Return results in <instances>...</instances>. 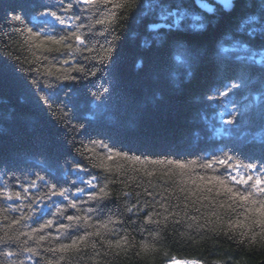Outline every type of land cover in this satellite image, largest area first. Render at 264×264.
<instances>
[{
    "label": "snow or ice",
    "instance_id": "obj_1",
    "mask_svg": "<svg viewBox=\"0 0 264 264\" xmlns=\"http://www.w3.org/2000/svg\"><path fill=\"white\" fill-rule=\"evenodd\" d=\"M237 2L55 0L39 5L43 11L30 17H9L13 31L7 39L17 35L29 54L23 61L16 57L18 70L30 88L42 93L39 99L63 128L69 152L62 165L41 168L44 175L30 170L0 182V245L6 249L0 256L18 258L7 264H121V256L146 258L160 252L170 229L173 237L189 245L212 241L216 246L223 237L238 246L264 247V157L242 158L220 149L189 160L153 158L104 139L77 143L85 125L72 123L76 117L66 102L79 82L105 71L102 66L112 61L120 39L118 28L131 13L149 21V35L141 43L150 48L168 36L206 34L211 18L233 14ZM174 47L180 50L175 60L191 76L192 52L182 43ZM216 54L223 64L241 65L237 75L206 97L223 105L228 116L224 124H234L244 113L229 95L247 86L243 69L264 70V0L258 11H242L234 26L222 32ZM65 89L61 101L59 92ZM261 147L264 151V138ZM41 203L44 207H37ZM13 243L18 245L15 251ZM164 255L165 264H228L223 259Z\"/></svg>",
    "mask_w": 264,
    "mask_h": 264
},
{
    "label": "trees",
    "instance_id": "obj_2",
    "mask_svg": "<svg viewBox=\"0 0 264 264\" xmlns=\"http://www.w3.org/2000/svg\"><path fill=\"white\" fill-rule=\"evenodd\" d=\"M54 2L0 0V36L5 37L0 40V182L8 180L12 173L21 176L30 170L44 175L41 168L51 166L54 169L57 163L62 165L69 152L63 128L39 99L42 93L30 88L18 70L20 64L16 57L23 61L29 56L28 52L18 44L17 35L10 41L7 39L13 31L9 17L16 14L30 17L34 11H43L39 5ZM186 4L192 5V0H186ZM259 5L260 0H238L236 12L231 15L221 12L219 17L211 18L212 27L206 34L168 36L161 42H154L150 48L141 43L149 35L145 30L149 21L131 13L118 28L120 39L116 41L112 61L102 66L105 71L79 82L67 97L68 107L76 117L72 123L85 125L84 134L76 137L77 143L104 139L118 148L153 158L168 156L189 160L203 153L218 154L220 149L242 158L264 157L261 147L264 70L259 66L244 68L247 86L229 95V100L244 113L236 123L224 124L222 121L228 116L224 114L223 105L206 99L213 89L241 71L239 63L223 64L217 58V42L222 32L234 26L242 11H258ZM176 43L184 44L192 52L191 76L189 69L175 60L180 51L174 47ZM259 43L255 41L256 45ZM66 91L59 92L61 101H65ZM5 172L9 175L5 176ZM37 207L43 208L44 204ZM17 247L15 243L11 245L13 251ZM160 248V252L146 258L121 256V264H165L164 252L168 253V258L178 260L223 259L228 264L264 261V247L260 245L238 246L223 237L218 239L216 246L212 241L189 245L173 237L171 229ZM4 250V245H0V251ZM17 259L16 256H0L5 264ZM25 264H35V261L25 260Z\"/></svg>",
    "mask_w": 264,
    "mask_h": 264
},
{
    "label": "water",
    "instance_id": "obj_3",
    "mask_svg": "<svg viewBox=\"0 0 264 264\" xmlns=\"http://www.w3.org/2000/svg\"><path fill=\"white\" fill-rule=\"evenodd\" d=\"M210 2H213L214 3V0H210ZM216 7L218 8L219 5H216ZM260 264H264V261L260 262Z\"/></svg>",
    "mask_w": 264,
    "mask_h": 264
}]
</instances>
